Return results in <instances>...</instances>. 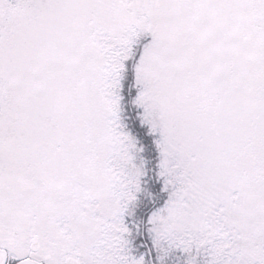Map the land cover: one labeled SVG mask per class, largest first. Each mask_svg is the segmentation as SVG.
Listing matches in <instances>:
<instances>
[{"label":"snow or ice","instance_id":"6c2138e0","mask_svg":"<svg viewBox=\"0 0 264 264\" xmlns=\"http://www.w3.org/2000/svg\"><path fill=\"white\" fill-rule=\"evenodd\" d=\"M0 264H264V0H0Z\"/></svg>","mask_w":264,"mask_h":264}]
</instances>
